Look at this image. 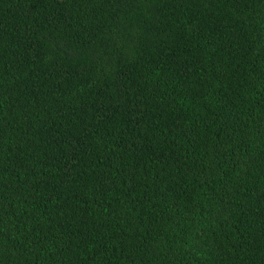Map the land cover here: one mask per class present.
Wrapping results in <instances>:
<instances>
[{
    "label": "trees",
    "instance_id": "16d2710c",
    "mask_svg": "<svg viewBox=\"0 0 264 264\" xmlns=\"http://www.w3.org/2000/svg\"><path fill=\"white\" fill-rule=\"evenodd\" d=\"M0 264H264V0H0Z\"/></svg>",
    "mask_w": 264,
    "mask_h": 264
}]
</instances>
